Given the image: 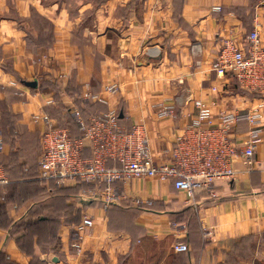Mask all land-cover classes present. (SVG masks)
I'll list each match as a JSON object with an SVG mask.
<instances>
[{
  "label": "crops",
  "instance_id": "1",
  "mask_svg": "<svg viewBox=\"0 0 264 264\" xmlns=\"http://www.w3.org/2000/svg\"><path fill=\"white\" fill-rule=\"evenodd\" d=\"M255 30L264 43V0H0V163L10 176L0 186V264H264V132L251 170L237 159L236 179L214 191L191 198L172 183L134 180L116 186L124 200L108 214L86 199L95 186L39 178L43 126L32 119L48 114L79 138L74 109L88 123L114 108L127 132L146 129L157 163L196 118L195 100L216 117L262 106L264 128V96L212 70L225 39L246 44ZM161 105H174L172 116ZM249 128H232L239 147ZM84 215L94 225L76 255ZM177 242L190 252L175 253Z\"/></svg>",
  "mask_w": 264,
  "mask_h": 264
},
{
  "label": "built area",
  "instance_id": "2",
  "mask_svg": "<svg viewBox=\"0 0 264 264\" xmlns=\"http://www.w3.org/2000/svg\"><path fill=\"white\" fill-rule=\"evenodd\" d=\"M214 11L220 12L221 8L216 7ZM246 41V44L236 45L233 40L225 39L212 70L223 78L233 76L243 91L264 96V43L259 30L250 33ZM193 52L199 54L200 47L195 45ZM107 90L115 94L117 85H111ZM86 98L97 99V96L86 94ZM53 103V100L48 102L49 105ZM194 106L198 110L196 118L176 136L162 163L155 161L146 129L141 126L127 132L114 108L92 117L88 123L82 119L81 112L74 109L73 118L82 133L79 138H74L69 129L58 126L48 114L34 115V122L43 126L39 178L48 186L53 184L57 188L79 183L93 185L96 190L86 199H101L107 210L124 200L116 188L119 184L152 178L172 183L177 191L186 192L192 198L197 190H211L217 180L236 179L238 173L234 162L237 159H242L250 171L257 146L263 141L262 106L248 112H225L217 117L213 108L201 100H195ZM174 111V105L159 107L162 116H172ZM244 121L250 128L239 147L232 141L231 131ZM87 148L91 152L89 158L84 157ZM3 152L4 143L0 138V156ZM111 162L118 166L111 167ZM9 184L0 164V186ZM93 225V219L84 215L71 243L76 255L84 252V242ZM173 250L178 254L189 253L190 247L177 242Z\"/></svg>",
  "mask_w": 264,
  "mask_h": 264
},
{
  "label": "rangeland",
  "instance_id": "3",
  "mask_svg": "<svg viewBox=\"0 0 264 264\" xmlns=\"http://www.w3.org/2000/svg\"><path fill=\"white\" fill-rule=\"evenodd\" d=\"M17 81V80H16ZM17 83V87H16V84L14 83L13 84V86H11V90H10V88L9 87H6V88H3V89H1V92H8L6 89H8V90H10L11 92H12V94H13V96L14 97H16L15 95H14V92H13V90H17L18 92H22V91H19V84H20V81H17L16 82ZM21 85V84H20ZM25 85V84H24ZM25 87H26V85H25ZM16 88V89H15ZM17 94V93H16ZM90 94V93H89ZM84 97L86 98V94H84ZM17 98V97H16ZM34 116V115H33ZM33 119V118H32ZM34 121V120H33ZM56 123H57V125H58V122L56 121ZM59 126V125H58ZM60 127H62V126H60ZM63 128H65V127H63ZM41 138H42V136H41ZM41 155H42V151H41ZM41 155H40V157H41ZM72 249V248H71ZM73 251V250H72Z\"/></svg>",
  "mask_w": 264,
  "mask_h": 264
},
{
  "label": "trees",
  "instance_id": "4",
  "mask_svg": "<svg viewBox=\"0 0 264 264\" xmlns=\"http://www.w3.org/2000/svg\"><path fill=\"white\" fill-rule=\"evenodd\" d=\"M76 137V136H75ZM1 164V163H0ZM5 172H6V174H7V176H8V178L10 179V176H9V172H8V170L5 168ZM78 186H84V185H89V184H85V183H79V184H77ZM53 190H54V188H52ZM215 190V188H211V190L210 191H214ZM111 208H113V206H111V207H109V209H108V214H109V211L111 210ZM48 233H55V231L53 230V229H51L50 231H47Z\"/></svg>",
  "mask_w": 264,
  "mask_h": 264
},
{
  "label": "water",
  "instance_id": "5",
  "mask_svg": "<svg viewBox=\"0 0 264 264\" xmlns=\"http://www.w3.org/2000/svg\"><path fill=\"white\" fill-rule=\"evenodd\" d=\"M25 85H26L27 87L37 88V86H38V82H37V81L26 82Z\"/></svg>",
  "mask_w": 264,
  "mask_h": 264
}]
</instances>
